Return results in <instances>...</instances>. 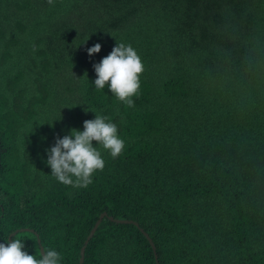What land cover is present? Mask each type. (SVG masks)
I'll list each match as a JSON object with an SVG mask.
<instances>
[{
    "label": "trees",
    "instance_id": "obj_1",
    "mask_svg": "<svg viewBox=\"0 0 264 264\" xmlns=\"http://www.w3.org/2000/svg\"><path fill=\"white\" fill-rule=\"evenodd\" d=\"M104 212L84 264H264V0H0V264Z\"/></svg>",
    "mask_w": 264,
    "mask_h": 264
},
{
    "label": "water",
    "instance_id": "obj_2",
    "mask_svg": "<svg viewBox=\"0 0 264 264\" xmlns=\"http://www.w3.org/2000/svg\"><path fill=\"white\" fill-rule=\"evenodd\" d=\"M107 214H108L107 212H106V213L104 212V213L101 214L99 220L96 222V224H95V226L93 227V229L91 230V232H90V234H89L87 240L85 241V244L83 245V247H82V249H81L80 264H84V260H85V249H86V245H87V243L89 242V240L91 239L92 235L95 233L96 229L98 228L99 224L101 223V221L103 220V218L106 217ZM110 218H111V219H114L112 216H110ZM125 221H126V220H125ZM126 222H132V221L129 220V221H126ZM17 232H18V230L15 231V232H13V233L10 235L9 239H10L11 246H12V247L16 250V252L18 253V256H19V259H20L21 264H24L23 257H22L21 254L18 252V250H17V248H16V246H15L13 240H12L13 236H15ZM151 242H152V241H151ZM39 243H40V246H41V252H42L43 257H44L45 260L50 264V261H49L48 258H47V255H46L45 249H44V247H43V245H42V243H41L40 238H39ZM152 245H153L154 250H156V246H155V244H154L153 242H152ZM156 257H157V256H156Z\"/></svg>",
    "mask_w": 264,
    "mask_h": 264
}]
</instances>
